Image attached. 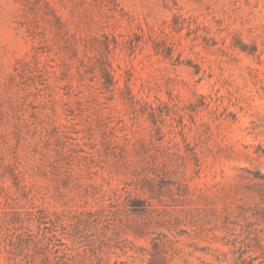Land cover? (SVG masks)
I'll return each mask as SVG.
<instances>
[{"label": "rangeland", "instance_id": "rangeland-1", "mask_svg": "<svg viewBox=\"0 0 264 264\" xmlns=\"http://www.w3.org/2000/svg\"><path fill=\"white\" fill-rule=\"evenodd\" d=\"M0 264H264V0H0Z\"/></svg>", "mask_w": 264, "mask_h": 264}]
</instances>
